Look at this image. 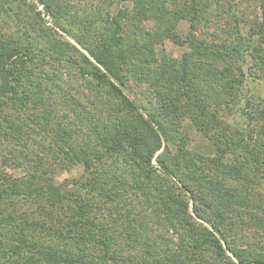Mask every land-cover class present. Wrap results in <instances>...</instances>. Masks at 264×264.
<instances>
[{"label": "trees", "instance_id": "1", "mask_svg": "<svg viewBox=\"0 0 264 264\" xmlns=\"http://www.w3.org/2000/svg\"><path fill=\"white\" fill-rule=\"evenodd\" d=\"M5 1L0 11L8 14ZM37 1L55 20L66 10L64 0ZM118 1L133 8L99 24L95 45L75 39L91 58L77 50V70L92 101L108 103L111 128L98 126L81 101L72 108L61 97L75 119L72 132L54 125L61 141L54 148L3 155L24 173L0 174V264H264V127L253 126L248 139L247 126L228 117L247 80L243 70L264 65V49L240 34L234 13L221 11L230 0ZM250 21L261 32L262 21ZM30 29L41 39L0 30V139L15 147L22 129L36 128L31 114L52 117L43 93L53 91L56 77L31 68L38 40L63 51L47 28ZM167 39L183 48L179 57L160 47ZM184 121L213 155L188 148ZM80 125L87 129L82 144L73 139ZM92 136L93 145L84 141ZM61 158L85 169L56 184V167L67 168Z\"/></svg>", "mask_w": 264, "mask_h": 264}, {"label": "rangeland", "instance_id": "2", "mask_svg": "<svg viewBox=\"0 0 264 264\" xmlns=\"http://www.w3.org/2000/svg\"><path fill=\"white\" fill-rule=\"evenodd\" d=\"M64 1L66 10L62 11L63 15H59L57 20L48 14L44 5L37 0H26V4H29L30 7L16 0H6L3 2V6L9 10L7 11L8 14L0 11V30L13 37H16L18 34H22L23 32H27L28 36L31 37L34 35L41 39L39 30L31 31L30 29V26L35 27V24H37L42 28H47L45 30V34L50 37V42L55 43L57 48L63 47V51L62 53L58 51V49L57 51L52 49L50 51L49 44L42 43L45 42V39L47 38H43L41 41L38 40L39 43L37 48L45 49V51L40 52L38 49L36 50L37 56H39V58L34 63V65H31V68L37 73L44 72L45 74H50L53 72L54 77H56V80L54 79L55 83L53 91L50 93L45 91L43 93L44 101L46 99L44 106L47 110L51 111L50 115L52 117L46 122L42 120L40 121L36 118L40 112L39 114H31L37 120L35 123L36 128L31 132L29 130L24 132V129H22L20 137L21 141L17 147H15L12 142L4 143V141L0 139V174L1 171L7 172L12 176H21L24 173L20 165L11 163L12 161L7 158V160H4L3 155H13L17 150H20L22 157H28L27 154L29 153L45 151L48 144H51L52 148H54V145H57V143L60 144V138L57 137L53 126L61 125L62 128H65L69 131L71 130L72 132V126L70 124H72L75 119L74 116L69 112V106L75 108L76 99L82 102L88 115H90V117L92 116L94 121H97L98 126L106 124L107 127L109 124H111L110 122L112 119H110L109 115L112 112L108 108V103L105 101L97 103L96 99L94 98L93 100H95V102L92 101L90 97L94 95L88 90L84 80L80 76V72L77 70L76 65L81 63V57L78 51L89 58L90 56L88 52L76 41V38L93 42L95 45L96 40L92 37V34L98 31L99 24L104 23L106 20L110 21L111 17L115 15L118 10L132 9V2H120L118 0ZM263 4L264 0H261V4L258 2V0H230V2H224L220 9L221 11H225V8H227L230 12L234 13L233 19H237L240 34L246 38H254L264 49V25L263 28L260 29L261 32L258 33L256 31L258 26L252 28L250 24V20L259 22L262 21V24H264ZM101 8L102 10L99 12ZM33 11L39 13V19H32L31 15L33 14ZM94 13L97 15L94 16L95 18L92 16ZM22 15L23 18L21 17ZM91 18L95 20V23H92V25H89L88 27H84V22ZM77 20L83 21L78 22ZM31 21L33 23L30 25L29 23ZM145 23L148 28L154 29L156 27V23L152 19H147ZM230 23L233 24V26L235 24V22L232 21H230ZM187 27V23L183 21L179 23L178 31L183 34L184 31H187ZM215 28L216 27L213 26L211 30H214ZM65 43H67L68 46L65 45ZM159 45L164 49L165 52L174 57H179L183 52L182 47L175 45L171 40L168 39L162 41V43ZM160 47L158 46L157 48L161 49ZM41 57H45L44 60ZM68 57H70V59H68ZM258 65L259 66L257 70H255L252 65H249L250 70H243L245 72V80H247L243 83V86L239 91L241 93L239 96V102L231 106V114L228 116L230 117L233 125L239 126L240 124H245L247 126L245 132L248 133V139H252V137L255 135V130L252 128L253 126H258V128H261V126L264 127V113H261V111L264 112V108L259 105L260 103H264L262 101V98L264 97V75H262L263 73L259 71V69L264 70V65ZM259 74L261 77H257ZM133 90L139 94L143 93L142 87H134ZM61 97H65L66 103L68 101L67 105L69 106L60 104L59 99H61ZM47 104L50 108L47 106ZM111 105L114 108L117 107L114 103H111ZM32 111L33 110L30 109L28 111H24V113L20 115L25 116ZM99 123L101 125H99ZM82 126L80 125V128L78 130H74L73 133V139L79 144H82V139L87 136L85 134L87 129ZM107 128L111 127L109 126ZM182 133H185L188 136L187 146L189 149L204 156L214 154V150L210 146L208 140L195 132L188 121L183 122ZM87 140H90L92 145L94 144V141H92L93 136L91 139H85L84 141L86 142ZM62 144L63 143H61V145ZM159 152H161V149L156 154ZM56 160L59 161V165L64 164V166L67 167H56L52 177L56 184L64 182L65 180H71L72 178L79 177V175L85 169L81 163L78 164L74 162L73 164H69L68 161H65V159L62 158ZM152 163L156 164L154 158ZM260 188L264 190V184ZM174 240L176 239L174 238Z\"/></svg>", "mask_w": 264, "mask_h": 264}]
</instances>
